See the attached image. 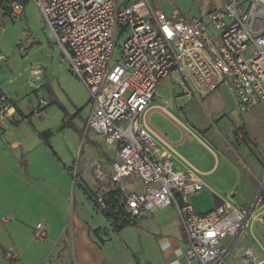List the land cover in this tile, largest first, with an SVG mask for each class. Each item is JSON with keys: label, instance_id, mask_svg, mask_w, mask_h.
I'll return each mask as SVG.
<instances>
[{"label": "built area", "instance_id": "1", "mask_svg": "<svg viewBox=\"0 0 264 264\" xmlns=\"http://www.w3.org/2000/svg\"><path fill=\"white\" fill-rule=\"evenodd\" d=\"M28 2L88 92L84 131L102 135L115 151L109 172L102 170L101 160L89 163L102 182L96 202L103 206L102 194L118 187L122 211L131 222L154 207L171 205L187 240L185 259L229 264L231 243L223 239L237 235L251 207L221 199L212 209L197 212L189 198L204 187L203 181L191 167L175 168L172 153L155 142L141 119L173 72L187 95L206 97L223 83L240 113L264 105V0H228L198 16L176 8L167 14L153 0H0V9L4 16L20 15ZM121 34L125 37L112 61ZM9 99L0 91V118L13 115ZM262 161L252 206L264 200V152ZM71 175L76 183V165ZM134 183L138 189L129 186ZM45 235L43 223L37 222L33 236L41 241ZM0 257L15 259L16 254L0 247ZM238 264H264V255L246 248Z\"/></svg>", "mask_w": 264, "mask_h": 264}, {"label": "crops", "instance_id": "2", "mask_svg": "<svg viewBox=\"0 0 264 264\" xmlns=\"http://www.w3.org/2000/svg\"><path fill=\"white\" fill-rule=\"evenodd\" d=\"M227 1L155 3L167 14L176 8L198 16ZM163 83V87H172L173 94L163 93L160 87L142 125L157 144L172 153L175 168L191 167L203 181L204 187L189 198L197 212L212 209L221 199L251 207L237 235L223 239L231 243L229 264H238L246 248L263 256V197L252 205L263 175L264 105L257 103L240 113L225 84L197 98L182 91L176 74ZM2 86L0 91L5 93ZM8 96L13 115L0 118V247L14 252L16 258L0 257V264H197L184 257L187 240L171 205L154 207L139 217L132 224L136 238L131 242L119 239L128 225L113 230L103 213L93 208L85 191L97 194L102 182L92 176L89 161L79 166L81 150L78 160L69 156L68 147L60 153L50 139L51 126L37 127L13 94ZM70 117L74 113L67 112L63 122L75 127ZM75 165L76 183L71 175ZM129 186L139 188L138 183ZM225 192L230 197L221 198L219 194ZM37 222L46 229L41 241L33 236Z\"/></svg>", "mask_w": 264, "mask_h": 264}, {"label": "rangeland", "instance_id": "3", "mask_svg": "<svg viewBox=\"0 0 264 264\" xmlns=\"http://www.w3.org/2000/svg\"><path fill=\"white\" fill-rule=\"evenodd\" d=\"M117 2L120 4L122 0H117ZM145 14L146 11L140 13V15ZM124 37V34L118 36L113 49L112 61L118 57L119 44ZM34 67L38 69L35 74L32 72ZM173 74L179 75L176 72ZM163 82L158 90L162 87L160 91L163 93L173 94L172 87L170 85L163 87ZM1 86L5 93L13 94L12 98L29 114L28 117H31L32 123L39 128L46 124L51 126L50 139L58 147L60 153L66 151L68 147L69 156L73 154V158L78 160L81 150L83 158L78 160L80 167L84 162L89 161L90 163L98 159L102 160L101 165L105 163L102 170L110 171L109 162L114 159L115 151L106 146L102 135L91 129L86 132L82 131L85 113L88 109V92L70 71L68 62L61 57L59 48L49 35L48 29L44 26L32 2L26 3L20 15L4 16L0 9ZM15 92H18V95L14 96ZM159 95L157 92L156 96ZM39 100L41 103L44 102V107L38 106ZM67 112L74 113V117H70V120H73L75 127L63 122V117ZM20 117L19 115L18 118ZM87 176L86 174V180H88ZM92 176H94L93 171ZM229 194L225 192L219 195L223 198L230 197ZM133 229H135L133 225L128 224L127 230L119 239L131 242V239L136 238L135 233L132 232Z\"/></svg>", "mask_w": 264, "mask_h": 264}, {"label": "trees", "instance_id": "4", "mask_svg": "<svg viewBox=\"0 0 264 264\" xmlns=\"http://www.w3.org/2000/svg\"><path fill=\"white\" fill-rule=\"evenodd\" d=\"M41 134L42 133H39V135ZM85 193L90 198L93 208L103 213L105 219L109 222L113 230H119V228L125 225L134 224L136 222V220H133L131 222L122 211L120 190L118 189V187L113 186L102 194V198L104 201L103 206H100L96 202V193L89 191H85Z\"/></svg>", "mask_w": 264, "mask_h": 264}]
</instances>
